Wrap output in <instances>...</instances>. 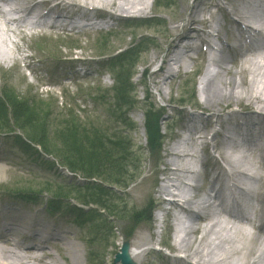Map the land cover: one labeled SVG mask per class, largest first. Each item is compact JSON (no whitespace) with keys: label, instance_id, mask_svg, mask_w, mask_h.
<instances>
[{"label":"rangeland","instance_id":"1","mask_svg":"<svg viewBox=\"0 0 264 264\" xmlns=\"http://www.w3.org/2000/svg\"><path fill=\"white\" fill-rule=\"evenodd\" d=\"M215 1L227 12L234 14L228 0ZM183 2L156 0L153 10L146 16L112 12L116 18L104 30L96 29L97 31H88L86 34L74 32L71 35H53L32 42L22 41L18 34L8 32V26L0 19L2 51L17 57V46L21 45L25 47L23 54L30 57L29 65L26 64L28 62H20L15 66L11 65V61L10 64L5 61L1 63L0 93L7 92L15 96L21 106L27 108V111H33L35 119L31 123L21 121L19 118L25 119V114H13L9 109L7 118L0 107V208L15 209L45 223L48 227L47 235L52 232L63 235L66 239L64 243L56 241L44 244V248L35 253L43 257L47 264H71L73 260H79L81 264H115L116 255L122 247L123 234L134 224L130 217L134 212L144 213L151 199H157L153 175L157 177L156 170L163 168L158 167L160 158H164L168 147L177 143L176 135L181 133L188 115L196 113L204 117L210 116L211 113L203 112L200 80L197 76L202 73L205 64L201 53H192L194 60L189 63L188 72L176 71L171 87L163 86L161 95L152 83L153 74L160 68L168 46L164 26L167 24L170 27L169 20L179 15ZM193 2L194 0H187L188 4ZM244 7L239 5V9ZM217 18L222 22L221 15H217ZM145 23L146 26L142 25ZM128 51L134 52V56L124 60L121 56ZM152 56L156 59L155 63L147 67L146 61ZM238 61L239 59L236 60ZM120 75L133 77L131 98L135 102L130 101L128 107L123 106L117 98ZM173 102L187 106L170 105ZM232 108L238 109L236 105ZM160 109L164 113L162 135L165 136L161 154L150 150L145 135L147 114L153 112L160 117ZM255 110L264 112L256 107ZM27 111L26 115L29 116ZM15 118L20 120L21 127ZM218 125L217 122L207 126V141L210 142L211 128L215 131ZM69 127L71 131L80 133L84 140H103L106 150L114 154L118 151V156L121 155L122 159L125 157L122 160L123 163L126 162L125 176L120 180L127 183V188L108 185L102 179H96L91 183L97 189L85 190L82 188L85 184L82 177L72 176L58 165L47 162L49 159L40 148H36L37 142L46 143L50 149H57L60 146V142L56 140L58 134ZM19 140L25 149L16 144ZM119 140L125 141L126 146L114 152V144ZM198 147H204V144ZM220 152L222 150L216 153L210 149V153L222 165L218 155ZM258 161L256 158L255 162ZM139 164L142 166L140 172L130 176L132 171L139 169ZM130 177H133L131 181ZM141 184L146 185L147 194L138 198L136 189ZM85 195L89 196L86 198ZM20 196H32L37 201H20ZM62 196L65 202L57 205L82 210L80 220L84 225L73 216L48 213L44 203L52 197ZM74 198L101 201L106 212H98L92 205L84 209L78 208ZM158 210L159 206H155L151 224H142L140 230L144 234L154 230L160 235L156 239L165 241L171 233L168 230L164 236L161 230L163 228L155 226ZM110 228L114 231V236L108 244L106 240ZM91 235H95L93 242L87 239ZM31 243L33 242L29 245ZM72 247H75V252L68 255L66 248ZM153 247H158L156 241ZM169 254L167 250L155 251L150 258L151 264H164L162 259L171 258Z\"/></svg>","mask_w":264,"mask_h":264},{"label":"bare ground","instance_id":"2","mask_svg":"<svg viewBox=\"0 0 264 264\" xmlns=\"http://www.w3.org/2000/svg\"><path fill=\"white\" fill-rule=\"evenodd\" d=\"M183 1L179 15L169 20L170 27L164 26L168 46L160 68L153 74L152 83L161 95L163 86L171 87L176 71L188 72L192 53L204 54L206 66L200 80V95L203 112L211 114L208 117L196 113L188 115L181 133L176 135L177 143L168 147L164 158L158 162V167L163 168L156 170L157 177L153 176L156 197L164 194L168 185L183 192L192 190L196 195L189 202V210L177 202L170 204V210H164L162 215L171 233L165 241L157 240L160 235L154 230L147 234L140 230L142 224L152 222L149 207L145 213L138 212L137 219L130 218L135 222L136 234L129 243V258L134 264H151L155 249L152 246L156 241L168 245L174 255L173 258L162 259L164 264H264V165L257 168L255 162V151L261 152L264 159V112L255 110V107L264 110V38L243 25L249 22L247 20L264 19V2L260 1L256 10L252 14L248 11V14L247 8L253 0H228L235 12L233 17L215 0H194L192 4ZM155 2L0 0V19L8 26V32L18 34L23 41L32 42L62 31L86 34L96 29L104 30L116 18L112 12L146 16L153 10ZM240 4L245 6L243 10L239 9ZM217 15L222 16V22ZM10 16L13 18L7 20ZM231 41L235 46H229ZM217 47L219 50L215 51ZM17 52L20 57H12L0 47V65L3 61L9 64L11 61L13 66L20 62H28L26 64L29 65L30 57L23 54L25 47L18 45ZM155 60L153 56L149 58L147 67ZM234 105L238 109H233ZM215 119L222 130L215 132L209 142L206 128L214 124ZM228 135L236 138L232 142L231 155L220 154L225 164L221 167L210 149H219L222 139L228 141ZM202 144H206L202 147V158L203 161L209 160L208 164L202 163L198 150ZM199 163L202 171L196 168ZM141 167L139 164V170ZM246 169L253 176L257 171L259 173L257 187L244 197L245 191L237 185V179L244 176ZM137 172H132L131 176ZM201 178L210 185L209 189L199 184ZM189 181L196 182V187L191 188ZM136 192L138 198L144 197L146 185L138 186ZM153 201L151 199L149 205ZM178 213H184L186 217L179 218ZM159 222L155 226L158 227ZM46 229L45 223L32 216L15 209L0 208V264H47L35 253L41 251L44 244L64 243L66 239L57 232L47 235ZM113 233L111 229L106 240L108 244ZM87 239L93 242L95 235ZM127 240V233H124L122 247ZM30 242L33 243L29 245ZM66 251L72 255L75 247L66 248ZM71 264L81 262L73 260Z\"/></svg>","mask_w":264,"mask_h":264},{"label":"trees","instance_id":"3","mask_svg":"<svg viewBox=\"0 0 264 264\" xmlns=\"http://www.w3.org/2000/svg\"><path fill=\"white\" fill-rule=\"evenodd\" d=\"M134 56V52H126L121 57L124 60L131 59ZM115 60V59H114ZM113 60V61H114ZM120 62L122 60H119ZM132 77L127 75V77H122L120 75L118 77V86H117V98L121 100L123 106L128 107L130 105V101L134 100L131 98V94L133 92V86L131 84ZM0 93V107L2 113L6 114L8 118V109L12 111V113L17 114L20 112L21 114H25V119L19 118L21 121H25L27 123H31L35 121L33 111H27V108L21 106V103H18L15 96H11L9 93L5 92ZM3 94V95H2ZM8 106V107H7ZM26 111L29 116L26 115ZM20 120L15 118L16 123L21 127ZM160 117L153 112L147 114V134L149 137L150 147L152 150H157L160 141V129L158 126ZM27 126H25L26 128ZM57 142H60V146L56 149V147H47L46 143L37 142V146H40L44 153L48 156H52L57 163L69 170L72 173L81 174L87 179H102L107 184H116L120 185L125 184V181L122 182L120 179L125 176V163L122 160H125V157L122 159L120 153L116 150H121L125 148V141L119 140L114 144L116 147V154L111 153L109 150H106L105 144L103 140L99 141L98 139H86L84 140L80 133H76L75 131H71V128H66L61 130L58 134V138H56ZM20 141V140H19ZM21 142V141H20ZM125 143V145H124ZM89 144V146L87 145ZM24 146V145H23ZM28 146L26 145V148ZM49 148V149H48ZM114 149V148H113ZM110 154V155H108ZM121 159V160H119ZM118 176V177H116ZM91 185V184H90ZM94 185V184H93ZM91 188V186H89ZM96 186H93V189H96ZM88 190V186L86 187ZM86 198L89 195H85ZM62 198V197H60ZM59 198V199H60ZM81 199V198H80ZM81 203L85 205L92 204L94 206H99L101 211H104L106 207H104L101 201H85L81 200ZM102 203V204H101ZM108 206V205H107ZM77 211L79 217L83 216L82 211ZM138 214H134L131 219H137Z\"/></svg>","mask_w":264,"mask_h":264},{"label":"water","instance_id":"4","mask_svg":"<svg viewBox=\"0 0 264 264\" xmlns=\"http://www.w3.org/2000/svg\"><path fill=\"white\" fill-rule=\"evenodd\" d=\"M128 251H129V244H126L122 249V253L117 255L115 264H119L120 262L122 264H134L129 258Z\"/></svg>","mask_w":264,"mask_h":264}]
</instances>
